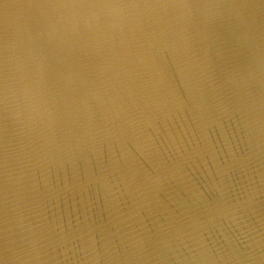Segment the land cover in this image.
I'll return each instance as SVG.
<instances>
[{
	"label": "water",
	"instance_id": "95a60500",
	"mask_svg": "<svg viewBox=\"0 0 264 264\" xmlns=\"http://www.w3.org/2000/svg\"><path fill=\"white\" fill-rule=\"evenodd\" d=\"M0 45V264H264V0H0Z\"/></svg>",
	"mask_w": 264,
	"mask_h": 264
},
{
	"label": "snow or ice",
	"instance_id": "6c2138e0",
	"mask_svg": "<svg viewBox=\"0 0 264 264\" xmlns=\"http://www.w3.org/2000/svg\"><path fill=\"white\" fill-rule=\"evenodd\" d=\"M166 6L167 7H181V8H185V7H188V6H195V5H190V4H186V3H177V4H167L166 3ZM0 47H3V46L0 45ZM7 71H8V62L2 55H0V72L7 73ZM7 78H8V76L5 75L4 76V81L2 83V87H3V103H4L5 107H6V104H5V89H6Z\"/></svg>",
	"mask_w": 264,
	"mask_h": 264
},
{
	"label": "clouds",
	"instance_id": "9594fccd",
	"mask_svg": "<svg viewBox=\"0 0 264 264\" xmlns=\"http://www.w3.org/2000/svg\"><path fill=\"white\" fill-rule=\"evenodd\" d=\"M191 7H197V6H188L185 8H191ZM92 8H96V7H92ZM99 8H113V7H99ZM5 104H6V111H7V106H8V78H7L6 89H5Z\"/></svg>",
	"mask_w": 264,
	"mask_h": 264
}]
</instances>
